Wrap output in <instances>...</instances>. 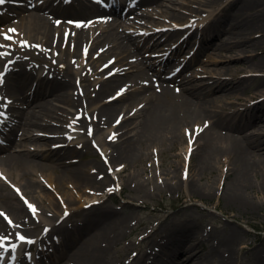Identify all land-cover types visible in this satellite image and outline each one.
Here are the masks:
<instances>
[{"label": "bare ground", "instance_id": "obj_1", "mask_svg": "<svg viewBox=\"0 0 264 264\" xmlns=\"http://www.w3.org/2000/svg\"><path fill=\"white\" fill-rule=\"evenodd\" d=\"M189 1V11L169 5L171 18L190 21L204 10L203 5L222 0ZM9 2L7 13L0 17V23L8 21L0 33L13 36V41L0 36V44L6 45L0 48L4 53L0 56V75L4 76L0 99L11 98L7 107L0 103V116L6 119L5 138L0 142V212L13 223L0 217V236L29 237L32 228L57 235L52 241L56 253L44 247L49 244L46 233L37 238L44 264H235L237 249L247 236L239 220L251 222L264 208V180L259 178L264 174V102L240 109L238 120L231 122L218 117L223 111L216 101L235 97L251 85L249 73L224 78L233 67L263 71L253 79L260 78L264 84V7L260 1L232 0L228 7L237 6L230 15L198 16L196 22V29H202L205 37L198 56L209 47L220 53L238 50L244 53L239 56L242 64H229L234 56L220 54L224 60L208 59L205 66H196L186 75L183 71L193 59L177 71L168 56L155 68L156 80L136 64L135 55L155 49L162 41H174L188 25L180 24L158 38L154 32L144 33L142 39L133 31L159 22L154 10L168 6L165 2L114 0L109 8L93 0H25L19 7L13 5L16 0ZM106 11L118 13V20L102 15ZM86 18L94 21L87 24L83 22ZM9 29L17 31L13 34ZM224 33L227 38L221 36ZM217 37L219 41L214 42ZM187 40L189 36L171 54ZM43 60L48 67H41ZM92 76L97 78L92 80ZM90 83L97 92L87 102L81 93ZM257 90L264 95V86ZM17 101L24 105L17 107ZM2 107L6 108L4 115ZM34 126L46 133L34 131ZM163 140L170 142L179 161L164 167V180L176 173L175 188L185 186L191 197L215 198L218 208L224 202L238 221L237 225L219 221L221 225L212 229L199 225V218L190 213L184 224L172 219L171 226L161 225L147 235L142 232L146 239L154 237L142 253L135 245H123L136 215L99 200L98 191L111 187L118 177L123 180L122 192L127 183L135 187L127 190L131 197L143 199L152 194L146 189L147 182L132 169L146 153L143 143ZM92 147L98 151L97 160L82 161L81 155ZM148 165H152L150 160ZM206 175L208 182L201 185L199 180ZM72 192L91 198L77 206ZM26 201L36 207L35 214ZM59 204L64 206L63 214L57 209ZM80 207L89 210L76 215L85 222L77 227L64 224L68 211L77 212ZM256 239L260 242L243 243L242 248L249 249L248 256H257L256 264H264V238ZM115 251L121 253L119 262ZM21 262L33 263L24 256L19 258Z\"/></svg>", "mask_w": 264, "mask_h": 264}, {"label": "rangeland", "instance_id": "obj_2", "mask_svg": "<svg viewBox=\"0 0 264 264\" xmlns=\"http://www.w3.org/2000/svg\"><path fill=\"white\" fill-rule=\"evenodd\" d=\"M20 2H24L25 0H18ZM34 1H40V0H34ZM92 1V0H91ZM103 6L106 8L108 7V3L106 0H98ZM165 2L167 5L163 6H157V9L154 10L155 16H158V19H160L159 22L155 23H149V25H144L142 27H136L133 31L134 35L139 36L140 38L144 39L146 35L143 36L144 33L147 34H153L156 32V38L161 36L163 32L169 30L173 31L176 29L178 25L187 26L188 27L182 30L181 33H177L173 39H175L172 42L168 41H162L157 44L155 49H145L142 50V52L139 55L136 56V64L142 67V69L154 80H156L158 77L156 75L157 70L156 67H160V62L165 60L166 58H169V62H173V64H176V70L179 71L180 69L184 68L186 62L188 60L193 59V63L187 67L183 71L186 72V75H189L191 73V70L196 66H205L206 61L210 59L211 61L218 62L219 60H224L220 54L226 55V56H234L229 64L239 66L242 64L243 59H240L242 54L241 51H228L223 50L219 51V49H214L212 47H209L208 49L204 50L199 56L198 52H200V45L203 42V39L205 38L203 36L204 31L202 29L197 30V23L201 17L204 16H210L209 19L214 17H220L230 15L234 10L236 9V6L234 4H230L232 6L228 7L229 3L232 0H222L218 3L203 5L202 7L204 10L197 14V16L193 17L190 21L178 22L171 18L170 12L173 10V8L170 6H175L176 8L184 9L186 11H189V9L186 7V3H189V0H177L175 3H171L168 0H160ZM264 7V0H258ZM130 0H128L127 3H129ZM134 3V2H133ZM191 3V2H190ZM195 4V3H194ZM48 13V11H46ZM102 15H107L109 17H112L113 20H118V13L115 11H106L102 13ZM99 16V15H97ZM200 18H199V17ZM16 19V18H15ZM71 22H80L79 20H73L69 19ZM152 20V18H151ZM94 21L93 18H86L83 20V22L87 24H91ZM8 23V21H3L0 23V27L4 24ZM130 26V25H128ZM167 26H170L168 28ZM225 27L228 28V24L225 25ZM191 35V37H190ZM187 40L177 52H173L171 54L172 49L179 45L184 39L188 38ZM221 36L227 38V33L222 34ZM138 37V38H139ZM154 38V39H156ZM150 39L148 38V41ZM219 39L214 40V42H218ZM145 45H148L147 43ZM210 55V57H209ZM82 59V58H81ZM81 59H76L74 66H78V63L81 61ZM34 62H38L37 60H33ZM40 63V62H39ZM156 63V65H155ZM80 64V63H79ZM134 64V63H133ZM154 64V65H153ZM97 65V64H95ZM100 65V64H98ZM12 66V65H11ZM210 67H214V64H210ZM41 67H48V63L46 60L41 61ZM250 70V69H248ZM15 73V70L13 71ZM193 73V72H192ZM231 74H226L224 78L229 77H236L241 78L242 76H246L251 74L254 78L256 74L263 73V71L258 70H252V71H245L244 69H241L240 67L235 68L230 71ZM92 80L97 78V76H92ZM251 79V85H249L247 90H240L239 93L236 94L235 97L228 98L225 100H218L216 101V104L218 106L219 111H223L218 117H220L223 121H236L238 120L237 111L240 109H246L251 107H255V105L262 104L264 102V95H260L259 91H255L258 86L263 87V85L260 84L262 79ZM0 80H4L3 74L0 75ZM204 81H207V79H204ZM95 82V81H93ZM77 84L80 85V79H77ZM97 92V87L92 86V83H90L81 93V98L87 102L91 101L93 96ZM219 91H216L218 93ZM214 93V94H216ZM112 97V96H111ZM7 100V101H6ZM9 101V102H8ZM4 106L8 105L11 102V98L6 96V99L3 101H0ZM18 106L24 105L21 103V101L16 102ZM4 112V111H3ZM81 113L76 114V118L81 117ZM262 115V114H261ZM42 123L45 122V120ZM248 128V131H251ZM34 131H37L38 133H46L41 127L34 126ZM244 133V132H243ZM246 133V132H245ZM69 135H72V133H69ZM1 139H3L4 134H2ZM96 137V136H94ZM186 144H182L181 147H184ZM15 148V147H14ZM142 149L146 152L145 155L139 159L135 163V167L132 169L133 172H136L137 174L141 175V179L145 180L147 182L146 189L152 191V194H149L148 196L144 197L143 199L133 198L130 196L129 193H127V190H134L135 187L132 185V183H127L126 188H123V192L121 190V184L123 180L121 178L116 177L113 181V184L111 187H106L98 192L99 200H107L109 204H111L114 207H121V209L125 212H133L136 215V220L132 224L131 231L128 233V235L123 240V245L128 247H133L135 245V248L139 252H145L151 243L154 241V237L152 238H145L141 233L146 231V235L150 234L154 231H156L161 225H173L170 221L173 219V223H176L178 225L186 223L187 214L193 213L195 214V218H199L198 223L199 225L203 227L212 228L220 226L221 223L219 221L224 222H230L233 225H237V219L234 220V218L231 216L233 213L232 207L228 206L225 207L224 202L222 203V208H218L215 206L216 199L210 198V197H201L198 195H194L193 197L189 196V193L187 192L186 187H181L180 189L175 188V185L178 183L179 179L176 173L172 172L169 176L170 179L164 180L163 175V169L164 167L171 166L174 163H179L178 159L173 155L174 149L173 146L170 144L169 141L163 140L158 141L152 145H147L145 143L142 144ZM95 147L89 148L88 152H83L81 155V160L84 162L90 161V160H97V153ZM5 153V152H1ZM150 153V155H149ZM101 157H99V160ZM152 162V165H148V161ZM102 161V160H101ZM104 161V158H103ZM183 162V161H182ZM155 166H158L159 168H156ZM210 176L214 177V174H210ZM260 179L264 180V174H260ZM27 179V178H25ZM211 178L210 180H212ZM136 181V180H135ZM208 182V175H206L203 179L199 180V183L201 185H206ZM129 192V191H128ZM72 195L76 201L77 206L82 205L83 202L87 201V199H90L91 196L82 194L80 192H72ZM187 196V197H186ZM60 214H63L64 212V206L59 204L57 207ZM89 211L87 208L78 209L77 212L74 211H68L69 215L64 218L63 222L64 224H74L77 226L82 225L85 222V218H82V216H77V214H81V210ZM66 212V213H68ZM65 214V213H64ZM63 216V215H62ZM73 216V217H72ZM74 218V219H73ZM241 229L245 230L247 232V236L242 241L243 243L247 242H254L258 243L256 239V236H259L261 238H264V208L259 209L257 214L251 218V222H245L244 220H239ZM75 227V228H76ZM74 228V229H75ZM220 228V227H219ZM39 232H42L41 235H44L46 231L44 232L43 228H32L31 234L28 239H32L33 241L40 236L38 234ZM47 239L49 241V244H43L44 247H51L49 248L50 252L56 253L55 246L53 244V240L56 238L57 235L46 233ZM52 242V243H51ZM5 243V249H0V254L4 253L8 248H12V245H17V248L11 251H9V255L5 256L4 259H0V264H8V261L12 260L14 262V258L16 256V251L19 250V254L21 256H24V258L27 257V254H33L32 257H34V262L31 264H44V260H42V251L39 247L32 246L30 248L28 246V243H22L18 237L15 236H7V239L4 241ZM240 243L237 253H236V261L235 264H256L257 263V256H248V248H242V244ZM52 244V245H51ZM46 247V248H47ZM45 248V250H46ZM115 259L117 262H119V258H121V253L115 251L113 253ZM29 257V256H28ZM181 257H185V254L181 255ZM30 263V262H29ZM20 264H23L21 262ZM28 264V263H26Z\"/></svg>", "mask_w": 264, "mask_h": 264}, {"label": "snow or ice", "instance_id": "obj_3", "mask_svg": "<svg viewBox=\"0 0 264 264\" xmlns=\"http://www.w3.org/2000/svg\"><path fill=\"white\" fill-rule=\"evenodd\" d=\"M6 2V0H0V5L4 4ZM79 26V25H78ZM10 33H13L15 34L16 33V29H9L8 30ZM0 36L3 37L4 40H8V41H13V36H10L8 35V33H0ZM3 47H6V45H3V44H0V48H3ZM87 50H85V54H86ZM4 55V53L0 52V56ZM199 131V129H198ZM91 131H89V135H91ZM111 139V137H110ZM123 167V166H121ZM19 192V190H17ZM26 204H27V207L29 208V210L35 214L38 210L36 209V207L34 205H32L31 203L27 202L26 201ZM0 217H4L7 221L8 224H12L13 222L11 221L10 218H8L6 216V214L0 212ZM7 239V237H3V236H0V249H5V243L4 241ZM18 239L22 242V243H35V241L33 240H30L28 239L27 237H25L24 235H19L18 236ZM17 248V245L13 244L12 245V250H15Z\"/></svg>", "mask_w": 264, "mask_h": 264}]
</instances>
